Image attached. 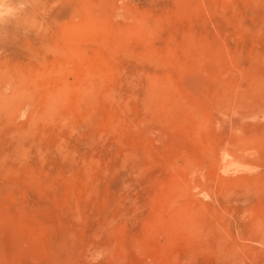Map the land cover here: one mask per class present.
Wrapping results in <instances>:
<instances>
[{
  "label": "rangeland",
  "instance_id": "obj_1",
  "mask_svg": "<svg viewBox=\"0 0 264 264\" xmlns=\"http://www.w3.org/2000/svg\"><path fill=\"white\" fill-rule=\"evenodd\" d=\"M0 264H264V0L0 25Z\"/></svg>",
  "mask_w": 264,
  "mask_h": 264
},
{
  "label": "clouds",
  "instance_id": "obj_2",
  "mask_svg": "<svg viewBox=\"0 0 264 264\" xmlns=\"http://www.w3.org/2000/svg\"><path fill=\"white\" fill-rule=\"evenodd\" d=\"M4 3L5 0H0V25L15 19L26 8V0H21L15 8L5 7Z\"/></svg>",
  "mask_w": 264,
  "mask_h": 264
}]
</instances>
